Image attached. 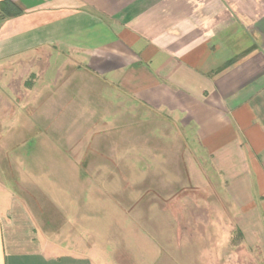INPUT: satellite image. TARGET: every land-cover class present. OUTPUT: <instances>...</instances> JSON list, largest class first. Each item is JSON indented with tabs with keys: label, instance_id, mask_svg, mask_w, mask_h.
Masks as SVG:
<instances>
[{
	"label": "crops",
	"instance_id": "crops-1",
	"mask_svg": "<svg viewBox=\"0 0 264 264\" xmlns=\"http://www.w3.org/2000/svg\"><path fill=\"white\" fill-rule=\"evenodd\" d=\"M47 48L184 126L209 191L192 214L199 263L264 264V0H0V60ZM4 199L0 264H92L54 251L25 202Z\"/></svg>",
	"mask_w": 264,
	"mask_h": 264
},
{
	"label": "rangeland",
	"instance_id": "rangeland-1",
	"mask_svg": "<svg viewBox=\"0 0 264 264\" xmlns=\"http://www.w3.org/2000/svg\"><path fill=\"white\" fill-rule=\"evenodd\" d=\"M67 55L0 60V202L21 198L41 240L92 264H203L190 135Z\"/></svg>",
	"mask_w": 264,
	"mask_h": 264
},
{
	"label": "trees",
	"instance_id": "trees-1",
	"mask_svg": "<svg viewBox=\"0 0 264 264\" xmlns=\"http://www.w3.org/2000/svg\"><path fill=\"white\" fill-rule=\"evenodd\" d=\"M18 11H16V13H17ZM11 14H14V12L13 13H11Z\"/></svg>",
	"mask_w": 264,
	"mask_h": 264
}]
</instances>
